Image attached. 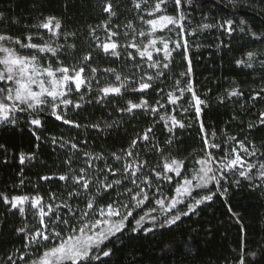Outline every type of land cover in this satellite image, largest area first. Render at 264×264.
Returning a JSON list of instances; mask_svg holds the SVG:
<instances>
[{"label": "trees", "instance_id": "1", "mask_svg": "<svg viewBox=\"0 0 264 264\" xmlns=\"http://www.w3.org/2000/svg\"><path fill=\"white\" fill-rule=\"evenodd\" d=\"M111 2L117 15L112 18L109 27L120 33L116 39L121 45V56L116 59L96 50L93 66L101 69L96 73L99 85L94 79L91 92L82 88L85 96L83 101L78 99L80 93H73L72 98L82 103L83 107L78 110L70 107L67 110L70 119L88 127L65 125L48 112L39 114L40 127L28 123V113H17L19 119L16 125H0V145H3L0 148V193L9 198L38 193L48 201L49 193H56L66 199L71 187L55 177L69 171L64 161L72 154L70 143H76L83 151L102 155L111 164V153L127 148L133 137L148 127L153 129L150 134L154 136L153 142L168 149L166 154L171 157L184 159L187 170L182 171V176L173 177L171 183L157 181L155 176H151L152 188L145 189L149 192L150 200L142 208L135 209L133 216L137 219L146 211H151L156 207V199L171 198L180 178L190 176L193 168H197L195 159L203 156L201 149L204 147L200 123L188 103L191 93L185 92L178 101L183 108L188 109L187 112L179 107L173 111L174 106L167 103V92L174 91L179 95L173 88L176 80H180L181 88L191 83L196 94L207 102L206 107L202 106L200 120L204 122L206 131L216 132L214 138L208 136L210 142L219 143L230 151L236 147V141H243L250 151L253 146L256 150V156L245 158L256 165L261 162L257 157L264 153V124L259 123V114L264 112V91H261L264 89V65L260 63L264 61V0H181L179 6L174 0H167L161 6L162 12L155 16L167 14L179 18L183 15L186 18L182 21L185 32L178 36L180 29L171 27L172 31L166 29L157 36L171 37L181 44L186 40L187 53L183 48L174 51L167 78L152 81L153 88L146 93L129 91L122 97L109 96L97 103L96 88L116 83L114 76L104 73L102 69L115 68L122 76L135 73L133 78L139 80L142 72L134 65L140 62V57L137 54L135 61L127 59V53L135 50L125 46L132 38L140 47L147 41V36L141 37L138 33L142 30L147 32L145 21L155 17L149 16L148 11L157 0H148L147 4L138 0L142 4L139 11L133 7L132 0ZM101 3L102 0H0V33L22 38L31 33L37 42L43 43L38 36L42 35L45 40L49 36L43 29L32 26L39 24L45 17L54 16L61 22L62 33H76L75 37H68L69 43L74 41L77 45L75 56L62 53L66 63L74 64L81 54L91 50L89 26L97 28L107 17V13L101 11ZM227 20L232 21L233 30L230 34L226 25L221 27ZM129 22L132 28L125 27ZM205 24L210 27L204 28ZM125 32L129 33L128 37L124 36ZM97 34L101 40L105 38L102 26L97 28ZM51 40L54 41L53 46L65 43L63 36L59 39L52 37ZM174 46L170 43V47ZM23 51L28 54V50ZM248 52L255 53L250 61L253 66L237 65L238 60L247 61ZM189 61L191 72L181 77L179 74L187 72ZM143 71L151 73L153 70L145 64ZM232 88H238L243 95L227 98L226 89ZM159 89H164L161 93L163 99L157 96ZM141 96L158 108V113L136 110L130 114L118 110L126 106L127 100L138 102ZM253 96L257 98L252 100ZM219 97H225L223 103ZM157 99L164 107L155 103ZM172 115L183 121L186 127L174 129L173 144L169 146L165 142L172 134L159 117ZM93 124H99V129L91 127ZM250 124L253 126L249 127ZM36 136L40 139L37 140ZM53 137L57 139L55 144L52 142ZM229 137H235L236 140H230ZM65 141L69 144L60 147ZM138 151L142 159L150 161V166L156 164L159 154L150 146L140 145ZM207 151L218 156L220 154L218 149ZM237 151L240 150L237 148ZM21 153L33 155V159L21 165ZM240 154L244 156L242 151ZM83 161L82 152H78L72 166L77 170L86 167ZM94 163L103 165V161ZM45 175L54 178L48 181L40 179ZM253 177L249 181L229 174V179L221 180L219 185L213 184L203 191L204 194L215 193L211 201L203 202L187 216L181 215L176 224L156 227L146 235L143 230L131 232L134 219L130 217L129 226L121 239L110 245L113 255L104 259L110 264H239L243 258L244 264H264V183L255 178L256 175ZM236 179L240 180L239 184L235 183ZM157 184L160 185L158 191ZM25 207L26 215L22 217L17 210L9 211V205H5L0 197V264H11L7 258L13 253L16 254L13 256L16 264H22L17 257L21 251L27 252L23 248L26 241L23 239L24 234L18 233L17 229L27 225L26 231L32 232L35 227H39L38 218L32 215L29 206ZM184 208L180 206L177 212L184 211Z\"/></svg>", "mask_w": 264, "mask_h": 264}, {"label": "snow or ice", "instance_id": "2", "mask_svg": "<svg viewBox=\"0 0 264 264\" xmlns=\"http://www.w3.org/2000/svg\"><path fill=\"white\" fill-rule=\"evenodd\" d=\"M142 2L147 4L148 0H142ZM166 2L167 0H157L152 9L148 11V15L155 16L156 13H161V6ZM132 3L138 11L142 9V4L138 0H132ZM174 3L179 6L181 0H174ZM101 11L107 13V17L102 25H98L97 28L103 27L105 38L101 40L97 34V28L89 26L91 50L81 54L74 64L66 63L62 58V53L75 56L77 45L74 41L69 43L68 37H75L76 33H62L60 31L61 22L54 16L45 17L39 24L32 26L47 30L49 39L45 40L42 35L38 36V39L43 40V43L37 42V38L31 33L24 35L23 38L0 33V124L16 125L19 119L17 113H28L30 117L28 123L34 127H40L39 114L48 112L55 120L65 125L77 128L88 127V125H81L67 116V110L70 107L76 110L83 107L82 103L72 98V94L80 93L78 99L83 101L85 96L81 91L82 88L91 92L92 80L94 79L99 85L96 73L101 69L93 66L96 50L105 56L116 59L121 56L119 51L121 45L116 39L120 33L109 27L112 18L117 15L111 0H102ZM140 18L143 19L142 16ZM185 19L183 15L177 18L172 15L160 14L155 18L146 20L145 23L149 26L150 31L146 33L142 30L138 35L151 37L148 42L141 48L132 38L125 46L135 50V52L127 53V59L135 61L137 54L140 57V62L134 65L142 72L139 80L133 78L135 73L132 76H122L115 68L102 69L104 73L113 75L116 83L97 87L96 102L100 103L109 96L122 97L129 91L146 93L153 88L152 81L162 77L167 78V71L170 70L173 59L172 53L180 48H183L184 52L187 53L188 44L186 40L181 44L178 40H172L171 37L156 36V33H162L166 29L172 31L170 26H174L180 29V33H177L179 36L185 32L182 24ZM225 25L230 34L233 30L232 21H225L221 27H225ZM125 27L132 28L131 22ZM203 27L208 28L210 25L205 24ZM61 36L64 37L65 43L53 46L54 41L51 38L59 39ZM124 36L128 37L129 33L125 32ZM253 36L256 37V34L253 33ZM256 38L259 39V37ZM170 43L175 46L170 47ZM23 50H28V54H25ZM154 52L157 56L162 52V58L154 57ZM254 55L255 53L248 52L247 61L238 60L237 65H246L251 68L253 65L250 61ZM184 58L187 59V55ZM260 63L264 65V61ZM145 64H147V68L153 70L151 73L143 71ZM190 72L189 61L187 72H181L179 75L183 77ZM173 88L179 92V95H176L174 91L166 93L167 103L174 106L173 111L177 107L183 108L178 101L183 98L185 92L191 93V99L188 103L189 107L194 109L195 118L200 123L201 140L204 147L201 149L203 156L195 159V164L200 167L193 168L191 178L184 176L182 177L183 183L177 182L174 187L176 195L171 198L170 203L166 204L164 199L155 200V204L163 210L165 220L157 224L156 217H152L150 223L153 227L145 228V217L151 213L140 215L138 219L133 216L135 209L142 208L145 202L150 200L149 192L145 189L152 188L151 176H155L157 181L163 180L171 183L173 176L169 174L182 176V171L187 170L184 159L171 157L166 154L168 149L161 148L159 144L153 142L154 136L150 135L153 132L152 127H148L143 133H137L127 148L111 153V164L102 155L83 151L76 143H70L72 154L64 161L69 171L55 177L65 182L67 187H71V190L67 191L66 199L56 193H49L48 201H45L44 197L38 193L35 195H13L10 198L0 193L3 203L9 205V211L17 210L23 217L26 215L25 206L27 205L32 210V215L38 218L39 227H35L34 231H26L27 225L17 229L18 233L24 234L23 239L26 241L23 248L27 252L21 251L17 257L22 264H110V261L104 258L113 255V249L110 245L121 239L122 234L129 226L130 217L135 221L131 227V232L143 230L146 235L153 232L156 227H170L176 224L181 215L187 216L189 213L195 212L201 203L211 201L215 194L212 193L195 199L194 203L187 205V211H178L172 216L167 215L184 202L183 197L191 196L195 189L206 188L212 182L219 185L221 180L229 179V174L249 181L254 179L252 173L257 165L249 162L245 157L256 156L255 146L250 151L243 141H236V147L229 151L222 148L219 143L210 142L208 136L211 135L214 138L216 132L209 133L206 131L204 122L200 120L203 111L202 106L206 107L207 102L196 94L191 83H187L186 87L181 88L180 80H176ZM163 92L164 89L157 91V96L160 99H163L161 96ZM226 93L227 98L243 95L238 88L226 89ZM258 95L259 93H257ZM257 96H253L251 99L255 100ZM160 99H157L155 103L164 107L163 104H160ZM218 99L223 103L225 97ZM118 110L130 114H134L136 110L151 112L152 114L159 111L143 96L139 98L138 102L127 100L126 106ZM187 110V108H183V111L187 112ZM233 118L235 119V117ZM159 120L164 121V127L172 134L165 142L166 145L170 146L173 144L172 137L175 136L174 129L177 127L183 129L186 125L174 115L167 118L160 116ZM259 123L264 124V112L259 114ZM252 126L249 125V127ZM91 127L99 129L100 126L93 124ZM33 135L36 133L33 132ZM36 139L39 140L40 137L36 136ZM229 139L236 140L235 137H229ZM52 142L57 143V139L53 137ZM67 144L69 142L65 141L60 144V147H65ZM140 145L150 146L159 154L154 166H150L149 160L141 158L138 151ZM2 147L3 145H0V148ZM237 148L244 153V156H241ZM207 149H218L220 154L218 156L214 152L207 151ZM78 152H82L86 167L77 170L72 166V162ZM32 159L33 155L24 153L19 155L21 165ZM257 159L261 162L258 166L259 175L255 178L264 181V153H261ZM97 161H103V165L95 164L94 162ZM217 172L219 175L216 174ZM53 178L45 175L40 179L48 181ZM235 183L239 184L240 180L236 179ZM253 186L258 187L259 185ZM159 188L160 185L157 184V191ZM58 200L61 202L57 203ZM151 211H156V209L153 208ZM15 255L13 253L7 258L11 264H16V260L13 259ZM239 264H244L243 258L239 260Z\"/></svg>", "mask_w": 264, "mask_h": 264}, {"label": "rangeland", "instance_id": "3", "mask_svg": "<svg viewBox=\"0 0 264 264\" xmlns=\"http://www.w3.org/2000/svg\"><path fill=\"white\" fill-rule=\"evenodd\" d=\"M158 16H159V15H158ZM154 18H155V17H154ZM170 27H174V26H170ZM43 30H44V29H43ZM44 31H45V32L47 33V35L49 36L47 30H44ZM149 31H150V29H149V26L147 25V32H149ZM147 32H146V33H147ZM158 33H161V32H157V33H156V36H157ZM150 38H151V37L147 36V41L144 42V43L141 45V48L143 47L144 44H146V43L148 42V40H149ZM158 46H159V45H158ZM153 55H154V57L159 58L160 56H163V53L161 52V53L159 54V56H157V54L154 52ZM0 125H1V124H0ZM245 159H246V158H245ZM246 160H248V158H247ZM258 166H259V164H257V168L253 170V173H252L253 175H256V176L259 175V172H258ZM199 167H200V166L197 164V168H199ZM216 174L219 175L218 172H217ZM169 175H172L174 178H175V177H179V176H175L174 174H169ZM192 175H193V172L190 173V176H188V178H191ZM259 180H260V179H259ZM260 181H262V180H260ZM179 183H183V179H182V177L180 178ZM263 183H264V181H263ZM213 184L216 185L215 182H212V183H210L206 188L195 189V190L192 192V195H191V196L183 197L182 199H183L184 202L181 203V204H179V205L177 206L176 209H173L172 212H169L167 215H168V216H172L173 214L177 213V209H178L180 206H184V207H185V208H184V211H187V205H188L189 203H194L195 199H200L201 197H203V196H205V195H208V194H204L203 191L208 190V189L211 187V185H213ZM195 193H196V194H195ZM194 194H195V195H194ZM175 195H176V194H175V192L173 191V195H172V197H174ZM172 197H171V198H172ZM171 198H169V199H166V198H165V199H164V200H165V203H166V204L170 203ZM201 204H202V203H201ZM155 209H156V211H146V212L143 214V215H145L146 213H149V212L151 213L150 215H146V217H145V221H144V227H145V228L153 227V225L150 223L152 217H156L157 224L162 223V222L165 220V215H164L163 210H161L157 205H156ZM138 218H139V217H138ZM138 218H137V219H138ZM134 223H135V221L133 222V225H134Z\"/></svg>", "mask_w": 264, "mask_h": 264}]
</instances>
